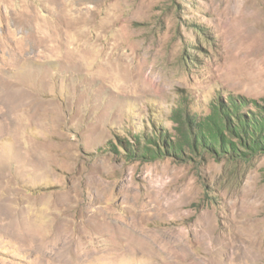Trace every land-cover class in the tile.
Returning a JSON list of instances; mask_svg holds the SVG:
<instances>
[{"label":"rangeland","instance_id":"1","mask_svg":"<svg viewBox=\"0 0 264 264\" xmlns=\"http://www.w3.org/2000/svg\"><path fill=\"white\" fill-rule=\"evenodd\" d=\"M0 264H264V0H0Z\"/></svg>","mask_w":264,"mask_h":264},{"label":"bare ground","instance_id":"2","mask_svg":"<svg viewBox=\"0 0 264 264\" xmlns=\"http://www.w3.org/2000/svg\"><path fill=\"white\" fill-rule=\"evenodd\" d=\"M82 10L83 9H80V11ZM74 11L77 12V10ZM91 27L92 29L95 28L96 24ZM95 40L96 38L94 36L79 43L76 47V52L79 53V56L75 61H78L82 66L93 72H99L100 75L116 81L117 75L115 70H118V68L121 67V50L119 51L118 46H114V48L108 46L107 42H105L104 45L99 46L95 43ZM82 47L88 49L89 53H83ZM37 215L39 218L43 217L41 214Z\"/></svg>","mask_w":264,"mask_h":264}]
</instances>
